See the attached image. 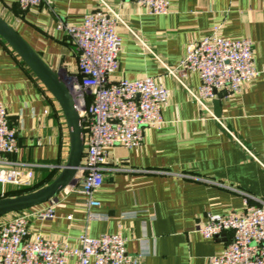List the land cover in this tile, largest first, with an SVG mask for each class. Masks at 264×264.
Returning <instances> with one entry per match:
<instances>
[{
    "label": "crops",
    "instance_id": "crops-1",
    "mask_svg": "<svg viewBox=\"0 0 264 264\" xmlns=\"http://www.w3.org/2000/svg\"><path fill=\"white\" fill-rule=\"evenodd\" d=\"M47 1L22 9L18 0H0V15L52 69L69 76L77 72L78 54L63 25L80 24L100 5L98 0ZM105 1L126 24L118 27L123 45L115 77L151 76L167 87L166 122L145 127L138 147L111 148L104 184L94 193L101 206L88 207L86 195L68 188L55 199L54 218L32 219L28 234L74 247L83 233H121L127 253L141 264H208L231 236L205 238L196 231L197 223L208 213L242 211L246 202L264 205V0H170L167 14H148L134 0ZM218 26L225 38L252 41L257 75L240 92L229 93L221 116L215 117L163 63L177 67L189 46ZM185 82L198 92L197 73ZM0 99L17 130V150L10 159L55 165L34 169L35 182L52 171L54 179L69 154L62 110L1 37ZM89 212L106 217L89 221Z\"/></svg>",
    "mask_w": 264,
    "mask_h": 264
},
{
    "label": "built area",
    "instance_id": "built-area-1",
    "mask_svg": "<svg viewBox=\"0 0 264 264\" xmlns=\"http://www.w3.org/2000/svg\"><path fill=\"white\" fill-rule=\"evenodd\" d=\"M47 0H18L22 9L40 6ZM99 8L85 14L80 24L64 23V29L77 51V72L69 75L68 85L84 126L85 145L81 167L71 185L87 196L88 207L101 203L94 193L102 187L108 155L112 147H138L144 128H160L165 124L163 109L171 91L155 77L136 80L116 78L120 68L119 55L123 40L122 16L105 0ZM148 14H167L170 0H134ZM127 27V26H126ZM131 30L129 27H127ZM132 31V30H131ZM168 74L186 88L190 96L206 108L215 90L240 92L242 86L257 75L253 43L249 38L229 39L221 36L219 26L213 32L191 44ZM197 73L200 86L197 93L186 85V78ZM17 150V130L10 124L6 104L0 99V186L2 196L8 188L31 187L35 168L55 165L20 163L10 159ZM63 190V191H64ZM56 200L37 205L0 218V264H141L139 258L127 253V238L121 233H105L91 237L86 233L70 246L57 239L36 234L29 236L32 219H52ZM132 216L134 212L130 213ZM88 220L105 215L88 213ZM205 238L230 234L231 241L212 255L208 264H264V205L245 203L242 211L206 215L196 225Z\"/></svg>",
    "mask_w": 264,
    "mask_h": 264
},
{
    "label": "water",
    "instance_id": "water-1",
    "mask_svg": "<svg viewBox=\"0 0 264 264\" xmlns=\"http://www.w3.org/2000/svg\"><path fill=\"white\" fill-rule=\"evenodd\" d=\"M0 37L24 61L59 104L69 133V154L60 165L58 175L48 184L33 191L0 198V218L56 199L72 184L81 167L84 153L85 131L75 99L62 76L20 35L14 26L0 15ZM227 98L224 90H215L214 97L206 102V109L215 117L222 113V102Z\"/></svg>",
    "mask_w": 264,
    "mask_h": 264
},
{
    "label": "trees",
    "instance_id": "trees-1",
    "mask_svg": "<svg viewBox=\"0 0 264 264\" xmlns=\"http://www.w3.org/2000/svg\"><path fill=\"white\" fill-rule=\"evenodd\" d=\"M53 173V171L51 172ZM49 173L45 178H43L42 180L38 181V182H34V185L31 186V187H23V188H8V191L6 192L5 196H9L10 192H15L13 194H21V193H26V192H30V191H33L39 187H42L44 186L46 183H50L52 180H53V176L52 174ZM14 189V190H12Z\"/></svg>",
    "mask_w": 264,
    "mask_h": 264
},
{
    "label": "rangeland",
    "instance_id": "rangeland-1",
    "mask_svg": "<svg viewBox=\"0 0 264 264\" xmlns=\"http://www.w3.org/2000/svg\"><path fill=\"white\" fill-rule=\"evenodd\" d=\"M62 77H63V80H64L65 82H67L69 76H68L67 74H65V73L62 72ZM0 189H1V188H0ZM12 190H14V189H12ZM13 193H15V192H13V191L10 192L9 196L17 195V194H13ZM1 197H3L2 194H0V198H1Z\"/></svg>",
    "mask_w": 264,
    "mask_h": 264
}]
</instances>
